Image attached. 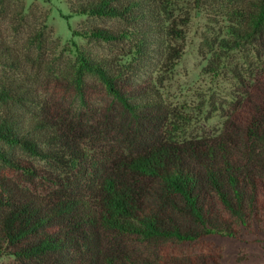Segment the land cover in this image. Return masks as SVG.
Listing matches in <instances>:
<instances>
[{
  "label": "trees",
  "instance_id": "obj_1",
  "mask_svg": "<svg viewBox=\"0 0 264 264\" xmlns=\"http://www.w3.org/2000/svg\"><path fill=\"white\" fill-rule=\"evenodd\" d=\"M249 2L241 4L242 24L256 30L264 24V0ZM74 12L124 20V27L74 32L129 45L117 58L80 48L78 88L87 74L96 75L134 120L161 119L160 91L139 86L156 83L138 77L153 57L162 56L168 69L177 64L183 48L164 46L162 36H181L182 30L162 22L153 0H85ZM27 14L24 0H0V159L35 175L36 168L25 166L14 151L20 147L59 172L52 177L53 192L40 197L0 170V253L23 264H158L125 249H103L102 230L189 242L213 234L239 237L242 229L264 221V81L257 86L259 101L241 118V153L229 143L231 136L156 139L100 164L76 139L75 127L36 111L39 100L24 76L17 45ZM174 258L176 264H196L192 257Z\"/></svg>",
  "mask_w": 264,
  "mask_h": 264
},
{
  "label": "rangeland",
  "instance_id": "obj_2",
  "mask_svg": "<svg viewBox=\"0 0 264 264\" xmlns=\"http://www.w3.org/2000/svg\"><path fill=\"white\" fill-rule=\"evenodd\" d=\"M24 1L27 27L18 32L17 45L24 76L39 100L36 111L75 127L76 139L94 162L109 164L137 152L141 141L156 139L183 142L231 136L229 143L241 153V118L259 101L257 86L264 81V24L252 30L245 23L250 26L246 28L240 14L241 4L250 0H153L162 10V22L183 32L162 36L164 46L183 48L177 64L168 69L163 57L156 56L138 77L142 83L154 81L139 86L154 85L163 97L164 113L155 122L134 120L96 75L87 74L81 89L74 76L80 48L104 58L120 57L129 48L127 42L74 31L95 26L115 29L126 26L124 20L75 13L85 0ZM38 40L40 47L32 44ZM14 151L25 166L36 168V174L8 167L1 159L0 170L33 194L52 193L56 188L52 177L59 170L20 147ZM102 235L103 249H125L158 264H176L175 256L192 257L196 264H264V221L242 229L239 237L213 234L189 242L103 230ZM0 264L23 263L13 254L0 253Z\"/></svg>",
  "mask_w": 264,
  "mask_h": 264
}]
</instances>
